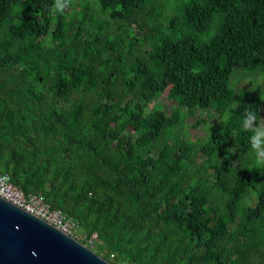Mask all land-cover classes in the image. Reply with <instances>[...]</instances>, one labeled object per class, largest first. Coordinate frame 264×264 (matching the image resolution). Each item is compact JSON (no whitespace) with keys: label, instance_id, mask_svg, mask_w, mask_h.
Returning a JSON list of instances; mask_svg holds the SVG:
<instances>
[{"label":"trees","instance_id":"trees-1","mask_svg":"<svg viewBox=\"0 0 264 264\" xmlns=\"http://www.w3.org/2000/svg\"><path fill=\"white\" fill-rule=\"evenodd\" d=\"M96 1L114 30L89 7L0 0V174L112 264H264V167L243 126L262 100L228 87L237 64L236 83L264 73V0ZM160 94L174 109L146 112ZM207 110L216 128L188 137Z\"/></svg>","mask_w":264,"mask_h":264},{"label":"water","instance_id":"water-1","mask_svg":"<svg viewBox=\"0 0 264 264\" xmlns=\"http://www.w3.org/2000/svg\"><path fill=\"white\" fill-rule=\"evenodd\" d=\"M0 264H112L81 241L0 197Z\"/></svg>","mask_w":264,"mask_h":264},{"label":"rangeland","instance_id":"rangeland-1","mask_svg":"<svg viewBox=\"0 0 264 264\" xmlns=\"http://www.w3.org/2000/svg\"><path fill=\"white\" fill-rule=\"evenodd\" d=\"M151 2L158 3L159 7L163 9L164 13L168 15L171 13L172 7H174L178 1L177 0H150ZM82 7H89V15L93 18L94 23L98 22L100 24L108 25L111 30H114L117 22L114 20H109L107 14L101 12L99 4L96 0H71L70 5L62 12H72L75 15H78L82 9ZM239 76V65H235L232 67L230 72V83L229 88H234L236 91L245 89L250 90L254 94L258 95L262 100V105L258 108L259 112V125H264V73L257 77H247L242 81L235 82L234 79ZM228 90L224 91V95H226ZM139 102H144V98L141 96L137 97ZM161 106L163 110L170 112L174 109V102L171 98L166 95H156L151 100L147 101L146 112H148L153 106ZM260 117L262 119H260ZM202 118L203 122L196 123V120ZM218 120L217 114L207 110V111H198V113L192 117H186V131L188 137L199 138L201 140L206 139L210 133L216 128V121ZM233 150V147H230V151ZM200 161V159H199ZM235 161L231 162V165H234ZM263 168V167H262ZM255 199L253 191L247 196L246 202L252 203ZM235 223L229 224L230 229H234ZM97 254L102 257L107 256V250L103 246L92 245L90 247ZM127 264V263H122Z\"/></svg>","mask_w":264,"mask_h":264},{"label":"built area","instance_id":"built-area-1","mask_svg":"<svg viewBox=\"0 0 264 264\" xmlns=\"http://www.w3.org/2000/svg\"><path fill=\"white\" fill-rule=\"evenodd\" d=\"M0 197L43 219L82 243L85 241L84 244L88 247H91L95 242L96 235L93 233L88 237L82 231L78 220L67 215L61 209L52 207L42 195L23 192L10 181L7 173L0 174Z\"/></svg>","mask_w":264,"mask_h":264},{"label":"clouds","instance_id":"clouds-1","mask_svg":"<svg viewBox=\"0 0 264 264\" xmlns=\"http://www.w3.org/2000/svg\"><path fill=\"white\" fill-rule=\"evenodd\" d=\"M71 3V0H54L52 6L55 12H63ZM260 119H262L260 117ZM243 126L246 131L252 134L249 143L256 163L264 167V125L257 124V113L246 111L243 118Z\"/></svg>","mask_w":264,"mask_h":264}]
</instances>
